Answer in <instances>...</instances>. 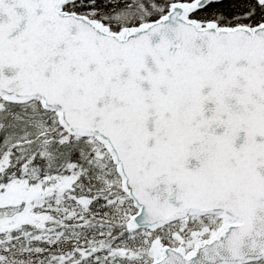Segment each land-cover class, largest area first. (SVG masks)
Segmentation results:
<instances>
[{
  "label": "snow or ice",
  "instance_id": "snow-or-ice-1",
  "mask_svg": "<svg viewBox=\"0 0 264 264\" xmlns=\"http://www.w3.org/2000/svg\"><path fill=\"white\" fill-rule=\"evenodd\" d=\"M0 264H264V0H0Z\"/></svg>",
  "mask_w": 264,
  "mask_h": 264
}]
</instances>
